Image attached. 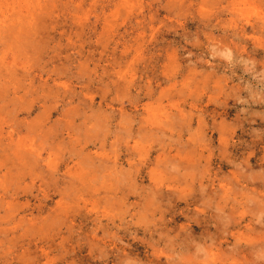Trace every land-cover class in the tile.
Wrapping results in <instances>:
<instances>
[{"label":"rangeland","instance_id":"374dc122","mask_svg":"<svg viewBox=\"0 0 264 264\" xmlns=\"http://www.w3.org/2000/svg\"><path fill=\"white\" fill-rule=\"evenodd\" d=\"M0 264H264V0H0Z\"/></svg>","mask_w":264,"mask_h":264}]
</instances>
